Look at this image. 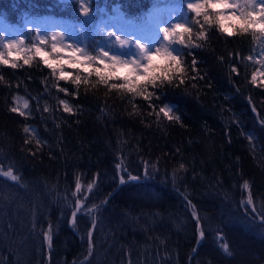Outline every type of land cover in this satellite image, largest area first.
Segmentation results:
<instances>
[{"label":"trees","instance_id":"obj_1","mask_svg":"<svg viewBox=\"0 0 264 264\" xmlns=\"http://www.w3.org/2000/svg\"><path fill=\"white\" fill-rule=\"evenodd\" d=\"M89 3L86 18L79 0H0V24L21 33L26 46L38 33L34 23L45 20L83 32L86 47H107L110 17L147 31L150 16L172 13L178 4ZM43 34L50 51L51 36ZM206 36L203 47L177 46L184 74L152 101L100 84L77 92L71 82H57L38 57L30 66L17 61L16 69L0 65V167L11 166L18 177H0V264H264V84L251 82L257 63L245 59L264 45L251 34L229 37L216 24L206 26ZM57 83L76 95L58 92ZM14 94L28 101L26 116L10 111ZM60 100L73 112H64ZM165 104L178 122L157 118ZM77 177L82 192L73 196ZM249 194L253 204L242 206ZM77 198L85 206L72 226ZM94 205L89 254L93 215L87 209ZM49 224L51 249L42 236Z\"/></svg>","mask_w":264,"mask_h":264},{"label":"snow or ice","instance_id":"obj_2","mask_svg":"<svg viewBox=\"0 0 264 264\" xmlns=\"http://www.w3.org/2000/svg\"><path fill=\"white\" fill-rule=\"evenodd\" d=\"M80 14L89 17L92 12L89 0H79ZM182 11L176 17V22L169 23L162 21V26L157 25L155 38L152 40H142L135 37L132 40L118 34L116 31H109L107 36L112 41L107 47L93 46L88 48L77 43H64L62 33H53L49 38L47 34L37 33L36 37L27 44L24 37L6 39L0 35V65L9 66L13 69L20 67L17 61L22 60L24 65H31L32 61L39 58V61L51 70L52 76L59 81L71 82L74 88L79 90L81 85H91L96 87L97 84L106 86L109 91L125 93L133 97H143L146 101H152L157 97V91L165 85L171 86L176 83L177 79L184 74L182 67V48H200L203 47L202 41L207 39L206 26L216 24L219 30L226 33L229 37L236 34H251L254 41H259L264 45V0H181ZM186 8L187 11H183ZM211 10V11H209ZM201 20L203 22H201ZM231 20L230 26H225V21ZM199 31H194L195 28ZM59 37V40H58ZM38 41V43H37ZM182 46V48L177 47ZM5 51L7 55H5ZM193 55L191 51L188 53ZM11 57V59H10ZM154 57H160L165 63L164 65L154 64ZM245 59L253 61L252 56ZM264 65V58L253 61ZM196 59L193 55L192 68L195 71ZM65 66L77 70L75 74L71 71H65ZM86 73L81 75L80 71ZM232 72L236 73V67L232 68ZM58 73V75H57ZM95 76L96 81L92 82L90 77ZM264 77V71L257 69L252 73L251 82L257 83V77ZM0 80L3 77L0 76ZM264 83V80L260 81ZM180 84L184 83L183 79L179 80ZM57 91L63 92L66 96H75L76 92H69L66 87H60L56 84ZM151 89V90H150ZM14 104L10 111L18 113L20 116H26V109L29 103L22 97H15ZM59 104L66 113H72L73 108L68 101L60 100ZM149 107H153L150 103ZM44 111H48L45 108ZM175 109L169 104L160 107L155 112L157 118L160 114L169 121H179V117L174 115ZM24 132L32 136L33 130L25 127ZM35 138V137H32ZM30 140H25L28 144ZM39 146V140H36ZM120 167L119 165L117 166ZM184 165H180L183 169ZM0 177L7 178L13 182L18 181V177L14 174V170L9 166L7 171L0 167ZM130 180H137L138 177L129 176ZM121 183L124 180L121 179ZM242 187L247 190L249 184L244 182ZM89 191L93 188V184L87 185ZM82 192V186L79 177L76 178L75 191L73 196H77ZM84 199H87L85 194ZM253 200L251 194L242 206L252 205ZM82 199L77 198L74 203L73 211L69 224L75 226L78 214L84 207ZM99 207L94 205L93 208L87 209L90 215L94 211H98ZM255 211V208H253ZM195 216V213H193ZM264 223V217L261 218ZM96 219L93 215L92 227L88 230L89 254L93 248V229L96 226ZM197 229L200 236L203 231L200 230L199 220H197ZM43 241L49 249L52 247V225L49 224L47 230H42ZM222 240L223 237L221 236ZM221 247L225 253L229 252V245L222 243Z\"/></svg>","mask_w":264,"mask_h":264},{"label":"rangeland","instance_id":"obj_3","mask_svg":"<svg viewBox=\"0 0 264 264\" xmlns=\"http://www.w3.org/2000/svg\"><path fill=\"white\" fill-rule=\"evenodd\" d=\"M150 3L154 4L156 2H161L162 0H148ZM176 1V3H178L177 5H175L174 8H172V13H166L163 10H160L158 13H156L155 15L150 16L149 21H151V25L152 27L149 28L147 31L143 30L142 28H133L130 25H127L125 27H123L124 25H119L115 22L114 18H109V27L112 29V31H116L118 34H121L123 36H125L127 39H134L135 37H140L142 40H152L155 38L156 32H157V25L160 24L162 26V21H168L169 23H174L176 22V17L179 16L181 14V11L179 12V8H180V3L178 0H174ZM90 2V0H89ZM184 11H187V9L185 8ZM211 11V10H209ZM225 26H230L232 24L231 20H226L225 22ZM37 32H39L40 34H42L43 31H46L49 33V35L51 36L53 33H62L63 34V40L64 43H77L80 44L81 46H84V44L82 45V41L80 40V36L82 37L83 32H80L78 30H75V33H70L65 27L61 26L60 24H54L52 22H45V20H41L37 23H34ZM23 27H27L29 25V22L27 19H25L23 21ZM0 31L5 35L6 39H12V38H21L23 37V35L19 32H17V30L10 28L7 24H3L1 22L0 24ZM1 34V33H0ZM83 39V37H82ZM59 40V37H58ZM101 47H105L104 45H102ZM90 48V47H88ZM264 58V46L258 50L256 52V56L253 57V60H260ZM154 64L157 65H164V61L160 58V57H154L153 60ZM256 70L260 69L261 71H264V65H261L260 63H257L256 65ZM255 70V71H256ZM66 71V70H65ZM264 80V77H257V82L261 83L260 81ZM264 84V83H263ZM15 97H22L21 95L18 94H14L12 96V101L14 104V98ZM24 100H26L24 97H22ZM14 106H16L14 104ZM24 111H27L24 110ZM30 129L33 130L32 127H30ZM33 136V135H32ZM34 137V136H33Z\"/></svg>","mask_w":264,"mask_h":264}]
</instances>
